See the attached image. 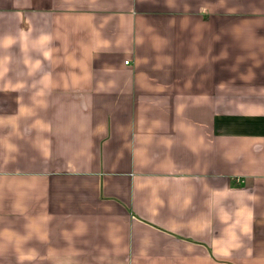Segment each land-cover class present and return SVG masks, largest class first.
Returning a JSON list of instances; mask_svg holds the SVG:
<instances>
[{"label": "crops", "instance_id": "0c3cea01", "mask_svg": "<svg viewBox=\"0 0 264 264\" xmlns=\"http://www.w3.org/2000/svg\"><path fill=\"white\" fill-rule=\"evenodd\" d=\"M0 264H264V0H0Z\"/></svg>", "mask_w": 264, "mask_h": 264}, {"label": "built area", "instance_id": "2783aa9c", "mask_svg": "<svg viewBox=\"0 0 264 264\" xmlns=\"http://www.w3.org/2000/svg\"><path fill=\"white\" fill-rule=\"evenodd\" d=\"M126 63H129V60H127Z\"/></svg>", "mask_w": 264, "mask_h": 264}]
</instances>
